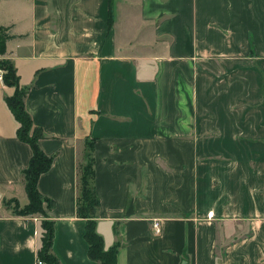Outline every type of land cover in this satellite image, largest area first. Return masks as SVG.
Wrapping results in <instances>:
<instances>
[{"label": "crops", "instance_id": "obj_1", "mask_svg": "<svg viewBox=\"0 0 264 264\" xmlns=\"http://www.w3.org/2000/svg\"><path fill=\"white\" fill-rule=\"evenodd\" d=\"M0 27L52 157L36 190L58 264H98L75 213L85 140L116 264H264V0H0ZM13 91L0 84V264H34L42 217L3 205L27 203Z\"/></svg>", "mask_w": 264, "mask_h": 264}, {"label": "trees", "instance_id": "obj_2", "mask_svg": "<svg viewBox=\"0 0 264 264\" xmlns=\"http://www.w3.org/2000/svg\"><path fill=\"white\" fill-rule=\"evenodd\" d=\"M10 38L6 33V28L0 27V55L4 53V43ZM0 69L3 71V84L14 88L12 95L6 97L4 102L17 123L16 138L27 144L30 149L28 163L20 172L27 203L19 207L15 200H8L3 202V205L17 216L37 214L42 217L39 223L40 233L35 258L44 264H58L57 259L51 253L52 222L47 219L43 209V205L46 209H50L53 203L42 197L36 190V180L40 174L49 169L52 157L44 155L38 148L37 141L43 135L40 128L32 125L30 117L24 110L25 91L18 88L12 65L6 60H0ZM92 164V140H85L83 163L78 167V194L75 200V213L77 217L85 220L83 238L87 244L88 259L96 261L98 264H116L117 245L114 244L107 250H103L101 238L94 232L98 199L92 186Z\"/></svg>", "mask_w": 264, "mask_h": 264}, {"label": "built area", "instance_id": "obj_3", "mask_svg": "<svg viewBox=\"0 0 264 264\" xmlns=\"http://www.w3.org/2000/svg\"><path fill=\"white\" fill-rule=\"evenodd\" d=\"M2 75H3V71L0 69V84H3ZM151 228H152L154 234L158 233V223H157V221H155V220L152 221ZM34 264H44V263L41 262L40 260L36 259Z\"/></svg>", "mask_w": 264, "mask_h": 264}, {"label": "rangeland", "instance_id": "obj_4", "mask_svg": "<svg viewBox=\"0 0 264 264\" xmlns=\"http://www.w3.org/2000/svg\"><path fill=\"white\" fill-rule=\"evenodd\" d=\"M0 60H2V59H0Z\"/></svg>", "mask_w": 264, "mask_h": 264}]
</instances>
